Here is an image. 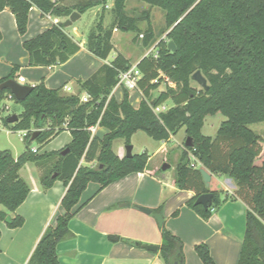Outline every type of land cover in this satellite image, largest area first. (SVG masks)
Instances as JSON below:
<instances>
[{
	"label": "trees",
	"instance_id": "obj_1",
	"mask_svg": "<svg viewBox=\"0 0 264 264\" xmlns=\"http://www.w3.org/2000/svg\"><path fill=\"white\" fill-rule=\"evenodd\" d=\"M65 1L54 9V15L68 17L75 10L83 14L95 6L106 9V0H74L72 4ZM143 1L165 10L167 29L166 38L156 44L157 56L145 55L137 62L143 72L139 82L143 99L139 107L132 105L128 92L122 101L111 95L120 70L132 65L120 52L89 78L79 80L78 93H65L62 87L49 88L41 82L25 100L11 97L23 105L24 111L14 123L8 121L9 117L4 122L9 130L26 132L27 148L18 157L10 149H0V205L4 207L0 208V220L10 228L24 224V217H12L8 213L16 211L30 192L20 171L30 161L42 165L40 180L45 189L56 180L67 186L61 200L65 212L47 226L28 264H61L58 244L72 236L69 223L80 208L77 205L88 184L98 182L103 188L148 166L147 152L120 158L113 150L114 140L124 138L127 145L131 144V137L138 130L156 140H169L185 128L192 145L184 144L185 150L175 167L174 183L181 189L196 190L197 195L187 205L208 219L212 210L227 198L222 199L223 185L213 176V205L206 209L195 204L197 197L207 191L201 168L232 178L238 186L237 193L247 204V230L238 264H264V138L250 127L264 121V0ZM126 4L127 0H114L111 25H105L102 14L96 28L90 30L87 46L94 55L108 59L115 48L114 31L139 30L142 20L149 24L145 43L154 38L150 12L145 10L140 16H131ZM32 6L47 12L53 4L50 0H0V12L9 8L15 14L22 35L28 30ZM170 40L176 45L174 51L169 49ZM23 46L31 66L65 63L81 48L67 33L64 21L24 40ZM18 68L15 66L8 76L0 79V84L15 79ZM197 70L207 77L208 89L192 84V75ZM163 83L165 89L158 91ZM85 91L91 99L81 103L80 96ZM11 94L8 88L0 89V114L8 105H3L4 100ZM168 100L174 103L171 108L159 113L154 111ZM217 113L226 117L217 135L204 134L206 117ZM65 125L73 137L65 155L63 149L39 153V146L37 151L30 146L33 141L47 144ZM95 125L107 128L102 138L92 135L89 128ZM37 131L36 138L32 139ZM52 158L55 160L51 161ZM83 159L96 160V164H83ZM161 230V257L166 264L175 261L184 264L183 241L164 224ZM195 249L204 264H216L206 243L197 244Z\"/></svg>",
	"mask_w": 264,
	"mask_h": 264
},
{
	"label": "crops",
	"instance_id": "obj_2",
	"mask_svg": "<svg viewBox=\"0 0 264 264\" xmlns=\"http://www.w3.org/2000/svg\"><path fill=\"white\" fill-rule=\"evenodd\" d=\"M95 7L99 8V6ZM32 10L35 11V18L38 20L34 24H29L28 35L23 37L19 35L22 44L24 40L52 26L40 16L39 10ZM59 18L62 21V17ZM0 29L2 32L0 44L4 42L9 30L20 33L15 14L9 8L0 12ZM79 30L75 24L71 32L74 36H82L80 37L82 42H79L81 48L67 62L52 66H31L29 54L25 49L26 53L21 57L23 63L17 64L11 61L7 66L0 65V79L8 76L13 68L18 66L15 79L19 81L21 76L25 77L23 84L37 85L44 82L49 88L62 87L68 93H78L80 87L78 81L89 78L103 64L111 62L119 52L131 61L120 48H117L116 55L110 54L108 59L94 55L87 46L89 33H81ZM118 30L114 31V35ZM114 35L112 41L116 47ZM145 55L149 53L142 54L134 63ZM2 57L0 52V62ZM25 70L31 73L30 79L23 74ZM68 87L71 90L68 91ZM125 92L127 91L123 88L114 87L111 95L122 101ZM129 99L137 108L143 96L137 94ZM64 127L61 133L39 151L40 153L62 150L72 141L71 131L66 125ZM2 131L0 127V133ZM107 131V128L97 125L92 135L102 138ZM6 132L12 133V130L8 129ZM175 135L169 140H161L163 143L154 154L168 147L166 143L173 140ZM117 139L113 142V150L122 158L127 155V150L124 151L121 147L119 150L115 149ZM183 144L180 155L185 150ZM0 149L12 150L15 157L21 154L10 147ZM134 151L133 148V153ZM180 155L178 157H181ZM151 160L150 156L144 171L131 172L103 188L98 182L88 184L77 205L80 208L69 223L72 236L58 244L61 264H166L160 254V246L163 242L161 225L153 213H161L164 217L163 224L183 241L184 264H204L195 249L199 243H206L209 246L210 254L216 264H238L247 230V204L237 193L236 182L226 174H214L208 170L212 178L216 177L223 185L221 197L227 199L220 207L212 210L210 218L204 219L187 205V202L197 195L196 190L181 189L174 183L175 169L170 162H163L171 165L164 170L160 161L151 165ZM82 163L94 166L96 160L86 162L83 159ZM40 175L41 171L38 170L36 174L27 178L30 192L26 200L16 211H8L12 217L16 215L24 217V224L10 228L0 220L2 232L0 264H28L47 226L55 221L58 214L65 212L61 200L67 189L66 184L56 180L51 187L45 189ZM140 206L152 210L160 208L161 212L149 214L142 211ZM0 208L4 207L0 205ZM131 241H137L138 244ZM146 245H155L158 249H148Z\"/></svg>",
	"mask_w": 264,
	"mask_h": 264
},
{
	"label": "rangeland",
	"instance_id": "obj_3",
	"mask_svg": "<svg viewBox=\"0 0 264 264\" xmlns=\"http://www.w3.org/2000/svg\"><path fill=\"white\" fill-rule=\"evenodd\" d=\"M75 1L66 0L65 2H67V4H72L75 3ZM113 3L114 0H106V9L104 11L102 6H99V8L93 7L92 9H89L88 11L83 13L82 17L78 19L76 22H74L73 25L76 24V26L79 27L80 29L79 31L81 33L88 34L91 29L96 28L99 18L103 14L105 25L110 26L113 21V10H112ZM126 9L128 14L131 16H140L143 11L145 10L149 11L150 21L152 23V30L154 31V38L147 44L145 43V38H146L145 30L149 26L147 20L140 21L139 30H130V31L118 30L115 32L114 42L116 47L114 48L111 54L116 55L118 53L117 48H120L125 55L130 57L131 62L134 63L144 53H149V54L156 53L157 50L155 48L156 44L159 42V40L166 38L165 30L167 29V25L165 21V10L159 6H151L149 3L143 0H127ZM35 14H36L35 11L31 10V14H30L31 16L29 18L30 25L31 23L34 24V22H37L38 20V18H35ZM68 19L69 16L62 17V21L64 22ZM72 26L65 27L67 33H69V35H71V37H73V39H75L77 42H82V38H80L82 36L72 35L71 32ZM19 35L21 36L22 34L16 32L15 30L14 31L9 30L7 32V37L5 38L4 42L0 44V52L3 55L2 61L0 62L1 63L0 65H2L1 67L7 66L11 61L17 64L23 63L21 57L24 53H26V51L21 42V39L19 38L20 37ZM26 35H28V30L25 36ZM23 36L24 35H22V37ZM23 74L28 76L29 79L31 78L30 77L31 73L28 70H25ZM37 74H39V72H37ZM192 84L198 88H201L200 84H198L194 80H192ZM165 87L166 84L163 83L158 91L165 89ZM63 91L65 93H68L65 89H63ZM128 94H129L128 95L129 98H134L135 96H137V94L135 93L131 94L128 92ZM155 94H157V92H155ZM5 104H8L10 108L5 109L0 114V118L3 121L0 124V127H2L3 129V131L0 133V148L10 147L13 150L19 151V153H23L24 150L27 148V141L25 139L24 131H12V133H7L6 130H8L9 128L7 125H5L4 118H8L13 114L20 115L24 111V107L21 103L17 102L15 99L7 98L3 102V105ZM173 105L174 103L171 100H168L167 102L168 109L171 108ZM225 119L226 117L222 113H217L215 116H207L205 119L204 127L202 128V132L206 135H211L215 137L217 135V130L221 122ZM250 127L264 138V121L254 123L250 125ZM186 138L187 135L185 129L182 128L175 135V138L173 140L168 141L166 143L168 147L163 149L158 154H154L156 151H158V148L161 146L163 141L154 139L143 130H138L132 135L131 144L134 146L135 149L134 153L147 152L151 156L152 158L150 162L151 165H153L156 161L157 162L160 161L162 164L163 162H170L175 169L180 159V157L178 156L181 154L182 144L185 143ZM30 146L31 147L39 146L40 150H42V148H44L46 144L40 145L37 141H33L30 144ZM126 146L127 143L124 138H118L115 141L116 150H119V148L121 147L124 151H126ZM54 158H52L51 161H54L55 160ZM42 168H43L42 165H37L35 162L33 163L27 162L22 167L20 172L22 177L27 180V178L36 174L38 170L41 171Z\"/></svg>",
	"mask_w": 264,
	"mask_h": 264
},
{
	"label": "water",
	"instance_id": "obj_4",
	"mask_svg": "<svg viewBox=\"0 0 264 264\" xmlns=\"http://www.w3.org/2000/svg\"><path fill=\"white\" fill-rule=\"evenodd\" d=\"M82 16V14L80 12H78L77 10L73 11L72 14L69 16V19L65 21V27H70L73 25L74 22H76L78 19H80ZM169 45V49L171 50H176V45L174 43L173 40H170L168 42ZM192 80L196 81L198 84H200V86L204 89H208L209 88V82L207 77L202 73L201 70H197L193 75H192ZM35 85H31V84H23L19 81H17L16 79H7L6 81L2 82L0 84V89H5L8 88L11 90V92L13 93V95L16 97L17 100L22 101L25 100L30 93L33 91ZM18 120V115L17 114H13L8 118L9 122H15ZM38 134V131L33 135L32 139H35L36 136ZM186 145L187 146H191L192 145V138L188 137L186 139ZM133 148L134 146L132 144H128L126 146V150H127V156H132L133 155ZM67 152H69V147H66L62 150V154L65 155ZM170 164L169 163H165L163 164L162 168L164 170L170 168ZM201 173L203 175V180L205 183V187H206V192L200 194L196 201L195 204L197 205H202L204 208L208 209L213 205L214 202V192L211 191V180H212V174L205 168H201ZM140 209L146 213H153V210L148 208V207H144V206H140ZM154 217L158 220L160 225H163L164 223V217L161 213H153ZM132 243L138 244L137 241H131ZM146 248L148 249H152V250H157L158 247L155 245H146ZM174 264H179L178 261H175Z\"/></svg>",
	"mask_w": 264,
	"mask_h": 264
},
{
	"label": "built area",
	"instance_id": "obj_5",
	"mask_svg": "<svg viewBox=\"0 0 264 264\" xmlns=\"http://www.w3.org/2000/svg\"><path fill=\"white\" fill-rule=\"evenodd\" d=\"M51 3L53 4V7L50 11L47 12H43L41 10L38 9V7L36 6H32V9H36L39 10L40 12V16L49 21V23L51 25L53 24H59L60 23V18L56 15H54V9L59 6L62 3V0H50ZM143 36V35H142ZM155 56H157V51L156 53H154ZM143 77V72L141 71V69L138 67L137 63H132L131 67H129L128 69L125 70H120L119 72V76H118V83L115 87H120L125 89L127 92L131 93V94H139L143 96V91L141 90L140 86H139V82ZM167 80L169 81V79L167 78ZM25 81V77L21 76L19 78V82L23 83ZM157 81V79L153 80V82ZM171 85L174 86V84L172 82H170ZM71 90L70 87H68V91ZM14 96L13 93L11 94V96L9 97V99H11V97ZM91 99V96L89 93L85 92L80 96V102L81 103H86ZM168 102V101H167ZM167 102L156 106L154 108V111L159 113V112H164L168 110V106H167ZM9 105H6V109H9ZM1 119H0V124H1ZM96 127L95 126H91L89 129L91 131V133H94L96 131ZM24 134H26V132H24ZM34 151H37L38 148L35 146L33 147Z\"/></svg>",
	"mask_w": 264,
	"mask_h": 264
}]
</instances>
